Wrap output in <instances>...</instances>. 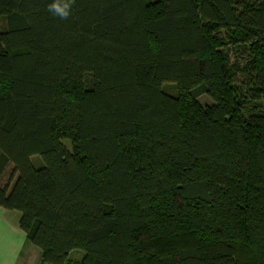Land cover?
I'll use <instances>...</instances> for the list:
<instances>
[{
    "label": "trees",
    "instance_id": "16d2710c",
    "mask_svg": "<svg viewBox=\"0 0 264 264\" xmlns=\"http://www.w3.org/2000/svg\"><path fill=\"white\" fill-rule=\"evenodd\" d=\"M50 3L0 0V207L41 263L264 264V0Z\"/></svg>",
    "mask_w": 264,
    "mask_h": 264
},
{
    "label": "crops",
    "instance_id": "0c3cea01",
    "mask_svg": "<svg viewBox=\"0 0 264 264\" xmlns=\"http://www.w3.org/2000/svg\"><path fill=\"white\" fill-rule=\"evenodd\" d=\"M20 213L0 207V264H42L41 250L19 228Z\"/></svg>",
    "mask_w": 264,
    "mask_h": 264
},
{
    "label": "rangeland",
    "instance_id": "374dc122",
    "mask_svg": "<svg viewBox=\"0 0 264 264\" xmlns=\"http://www.w3.org/2000/svg\"><path fill=\"white\" fill-rule=\"evenodd\" d=\"M230 59L232 62L235 60H239L241 65H244L246 62V57L244 54L232 53V54H230ZM234 83L236 84L235 86L237 88V91L240 93V97L246 98L248 101L247 107H244L242 110L243 114L246 115V114L250 113L254 108L252 102H255V101H252V100H255V98H254L255 96H253L252 92H251V89L253 88V81L248 74L239 72V73L235 74ZM164 87H166V89H168V90H173V88H174V86L172 84H167V85L165 84ZM198 103L201 106H207V105L213 104V101L210 97H208L206 95H202L198 98ZM63 143L65 144L66 147L71 148V144L69 141H64ZM31 162L35 167H38L39 164H43L40 156L31 157ZM80 257H81V252L79 250L72 251L69 254V258L72 260L73 259L79 260Z\"/></svg>",
    "mask_w": 264,
    "mask_h": 264
},
{
    "label": "clouds",
    "instance_id": "9594fccd",
    "mask_svg": "<svg viewBox=\"0 0 264 264\" xmlns=\"http://www.w3.org/2000/svg\"><path fill=\"white\" fill-rule=\"evenodd\" d=\"M75 0H52L48 5V11L60 19H68L71 15L72 6Z\"/></svg>",
    "mask_w": 264,
    "mask_h": 264
}]
</instances>
